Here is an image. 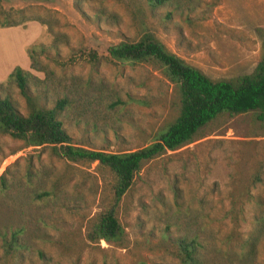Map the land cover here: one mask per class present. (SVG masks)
Instances as JSON below:
<instances>
[{
    "label": "rangeland",
    "instance_id": "1",
    "mask_svg": "<svg viewBox=\"0 0 264 264\" xmlns=\"http://www.w3.org/2000/svg\"><path fill=\"white\" fill-rule=\"evenodd\" d=\"M32 22L41 28L28 49L44 69L25 70L37 79L31 89L49 105L67 97L60 119L75 145L113 153L153 143L179 98L158 64L114 62L111 46L150 31L214 81L251 74L264 55V0H0V24ZM6 80L0 93L26 115ZM21 145L0 135V264H181L178 237L196 238L201 264H264L258 112L222 114L192 143L147 162L117 204L106 167ZM112 208L125 244L90 242L93 222ZM12 232L22 247L8 251Z\"/></svg>",
    "mask_w": 264,
    "mask_h": 264
},
{
    "label": "trees",
    "instance_id": "2",
    "mask_svg": "<svg viewBox=\"0 0 264 264\" xmlns=\"http://www.w3.org/2000/svg\"><path fill=\"white\" fill-rule=\"evenodd\" d=\"M151 7L163 5L169 0H148ZM17 26L0 24V27ZM264 48V37H262ZM36 47L28 49L31 69L44 68L35 60ZM114 62L131 65L155 63L167 80L174 85L179 98L177 117L161 129L153 143L135 151L107 152L77 146L64 128L61 114L69 106L67 97L49 105L46 96L31 89V81L37 80L29 72L16 67L7 78L25 100L27 114L23 115L8 96L0 93V135L21 141V149L50 146L52 154L72 163H94L106 167L115 177L114 201L117 204L130 189L136 173L147 162L190 144L201 128L222 114L229 116L258 112L264 118V55L254 71L231 80H212L200 69L186 63L168 51L165 45L150 31H144L138 40L125 39L109 48ZM40 82V81H39ZM3 84L0 83V86ZM17 151L11 153L15 154ZM263 220V219H262ZM19 232H12L4 239L6 250L20 249ZM90 242L105 241L110 245L123 246L125 235L112 208L93 222L87 233ZM177 258L181 264H201L196 238L178 237ZM137 264H146L139 262Z\"/></svg>",
    "mask_w": 264,
    "mask_h": 264
},
{
    "label": "crops",
    "instance_id": "3",
    "mask_svg": "<svg viewBox=\"0 0 264 264\" xmlns=\"http://www.w3.org/2000/svg\"><path fill=\"white\" fill-rule=\"evenodd\" d=\"M31 28L34 31L33 37ZM40 28L41 26L37 22H32L25 27L18 25L0 27V38H2L1 35L4 37L0 39V81L7 79L16 67L23 70L30 68L31 61L28 56V47L34 41L37 36L36 32ZM6 35L12 36L11 40ZM27 36L32 38L28 40Z\"/></svg>",
    "mask_w": 264,
    "mask_h": 264
}]
</instances>
